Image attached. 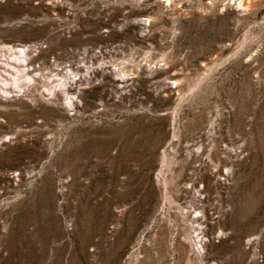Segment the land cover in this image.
Segmentation results:
<instances>
[{"label": "rangeland", "instance_id": "1", "mask_svg": "<svg viewBox=\"0 0 264 264\" xmlns=\"http://www.w3.org/2000/svg\"><path fill=\"white\" fill-rule=\"evenodd\" d=\"M20 43L41 76L0 90V264H264V0H0V87Z\"/></svg>", "mask_w": 264, "mask_h": 264}, {"label": "bare ground", "instance_id": "2", "mask_svg": "<svg viewBox=\"0 0 264 264\" xmlns=\"http://www.w3.org/2000/svg\"><path fill=\"white\" fill-rule=\"evenodd\" d=\"M242 1V0H241ZM241 3V2H240ZM26 44V43H25ZM25 44H14V45H11V48L13 49L14 48V50H12L13 51V53H12V56L10 57V58H8V61L6 62V64L11 68V70L10 71H7V73H8V78L6 79V80H4V87H0V90H1V92L3 93V94H5V95H10L11 93V91L9 90L10 88H12L13 86H14V90L16 91V90H19L20 88H19V86H20V82H19V80H18V77H17V75H19V74H24L27 78H30L31 76L33 77L34 75H35V77L37 76V75H40L41 74V72H32L33 70H36L35 69V64H33V60H32V56L30 57V55L32 54L31 52H33V50H34V48L31 50L30 48H28V47H30V46H26ZM5 45V44H4ZM28 45V44H27ZM31 45V44H30ZM31 47H34V46H31ZM36 49V48H35ZM2 50V49H1ZM35 51V50H34ZM6 55V54H5ZM33 56H34V54H33ZM4 63V62H3ZM53 64V63H52ZM35 65V66H34ZM41 65V64H40ZM44 65V64H43ZM39 67V66H38ZM40 68H41V66H40ZM46 68V67H45ZM38 69V68H37ZM43 69V68H42ZM39 70V69H38ZM45 70V69H44ZM40 71V70H39ZM45 72V71H44ZM51 73H53V72H51ZM58 74V73H57ZM43 75V74H42ZM46 76H47V74H45ZM44 75V76H45ZM21 76V75H20ZM23 76V75H22ZM24 76V77H25ZM41 76V75H40ZM52 76V75H51ZM58 76V75H57ZM23 78V77H22ZM22 78H20V79H22ZM39 78V77H38ZM51 78V77H50ZM8 79H11V81L12 80H16V84L15 85H10L11 84V81H9ZM36 79H37V77H36ZM44 79V78H43ZM46 79V78H45ZM48 79V78H47ZM52 79H53V77H52ZM63 79V78H62ZM18 80V81H17ZM28 80V79H27ZM34 80V79H33ZM38 80V79H37ZM78 80H79V78H78ZM77 80V81H78ZM22 81V80H21ZM43 81V80H42ZM41 81V82H42ZM49 81V80H48ZM52 81V80H51ZM64 81V80H63ZM45 82V81H44ZM47 82V81H46ZM37 83H38V81H37ZM36 83V84H37ZM65 83V82H64ZM71 83V82H70ZM78 84H80L79 83V81H78V83H77V85ZM44 85H45V83H44ZM47 85V84H46ZM53 85V84H52ZM70 84H68V86H69ZM77 85H75V86H69L68 88H66L67 90V94L66 95H68L69 97L67 98L68 99V101L67 102H65L63 105H64V107H67V108H72V107H77L78 106V104H76V102L78 103L79 101H78V99H81V98H78L79 97V88H77ZM43 86V85H42ZM50 86V85H49ZM66 86V85H65ZM46 87V86H45ZM52 87V86H51ZM54 87H55V84H54ZM49 88V87H48ZM53 88V87H52ZM58 88V87H57ZM57 88H56V90H57ZM64 89H65V87H64ZM51 89L49 88V89H43V90H41V91H43V92H49V94H52L51 93V91H50ZM20 91V90H19ZM23 91V90H22ZM59 93V92H58ZM62 93V92H61ZM64 93H66L65 92V90H64ZM64 93H62V94H64ZM81 94V93H80ZM17 96H18V93H17ZM60 96H62V95H60ZM53 97H54V95H53ZM49 98H50V96H49ZM66 98V97H65ZM60 99V98H59ZM64 99V98H63ZM66 99V100H67ZM49 100V99H48ZM51 100V99H50ZM48 102V101H47ZM50 102H52V101H50ZM59 102V101H58ZM64 102V101H63ZM81 102V101H80ZM61 103V102H60ZM51 104V103H50ZM55 104H57V103H55ZM81 105V104H80ZM79 105V106H80ZM62 107V106H61ZM80 108V107H79ZM73 109V108H72ZM31 112V111H30ZM33 114V113H32ZM201 115V114H200ZM13 118V117H12ZM203 118V117H202ZM198 119H199V117H198ZM197 120V119H196ZM202 120V119H201ZM5 121V120H4ZM12 121V120H11ZM198 121V120H197ZM199 123V122H198ZM200 124V123H199ZM207 126V125H206ZM202 127V126H201ZM206 128V132H208L207 131V127H205ZM212 128V127H211ZM214 130V129H213ZM193 131V130H192ZM204 132V131H203ZM213 132V131H212ZM210 133V132H209ZM196 134V133H195ZM193 135V134H192ZM200 135H202V133L200 134ZM191 137V136H190ZM198 137V136H197ZM206 137V136H205ZM6 138V137H5ZM5 138H3V139H5ZM9 138V137H8ZM200 138V137H199ZM208 138H210V137H208ZM212 138V137H211ZM210 138V139H211ZM2 139V140H3ZM7 139V138H6ZM204 136H203V138H200V139H195L194 138V140L191 142V143H189L188 141H187V145H188V148L190 149V154L191 155H199L200 157L199 158H202V160H204L205 158H204V156H205V153H207L206 151H207V147H208V145H207V147H206V144H205V142H204ZM206 139H207V137H206ZM185 140V139H184ZM217 141V140H216ZM220 141V140H219ZM6 142V141H5ZM211 142V141H210ZM209 142V143H210ZM189 143V144H188ZM212 143V142H211ZM218 144V143H217ZM183 145V144H182ZM212 145H213V143H212ZM219 146H220V144H218ZM164 146V145H163ZM183 147V146H182ZM221 148H222V146H221ZM155 149V148H154ZM210 149V148H209ZM218 149V148H217ZM187 150V149H186ZM152 151V150H151ZM155 151V150H154ZM220 151H225V150H220ZM220 151H218V152H220ZM228 150H226V152H227ZM231 151V150H230ZM229 151V152H230ZM212 152V151H211ZM228 152V153H229ZM227 153V154H228ZM187 154V153H186ZM226 154V155H227ZM230 154V153H229ZM165 155V154H164ZM207 155V154H206ZM225 155V156H226ZM215 156H217V155H215ZM230 156H231V154H230ZM166 157V156H165ZM164 157V158H165ZM206 157V156H205ZM214 157V156H213ZM227 157V156H226ZM211 158V157H210ZM221 158V157H220ZM225 158V157H224ZM228 158V157H227ZM207 159V158H206ZM205 159V160H206ZM215 159H217L218 160V158L217 157H215ZM167 160V159H166ZM210 160V159H209ZM213 160V159H212ZM187 161V160H186ZM211 161V160H210ZM219 161V160H218ZM230 161V160H229ZM205 162V161H204ZM208 163V162H207ZM211 163V162H210ZM217 163V162H216ZM226 163V162H225ZM182 164V163H181ZM183 164H185V163H183ZM200 164V163H199ZM187 165V164H186ZM203 165H205V164H203ZM209 165V164H208ZM218 165V164H217ZM216 165V166H217ZM226 165V164H225ZM224 165V166H225ZM229 165V164H228ZM227 165V166H228ZM164 166V165H163ZM200 166V165H199ZM206 166V165H205ZM204 166V167H205ZM214 166V165H213ZM219 166V165H218ZM186 167V166H185ZM204 167H203V169H204ZM208 167V166H207ZM220 167V166H219ZM222 167H223V164H222ZM230 167V166H229ZM183 168H184V166H183ZM210 168H211V166H210ZM222 169V168H221ZM226 169H228V168H226ZM196 170H198L197 168L195 169V173H194V175H193V177L191 178V179H189L190 180V182H191V187H192V189H194V190H196V191H198L200 194H202L203 192H205V191H209L211 188H218L219 186H220V184L222 183L221 181H220V179H218L219 177L218 176H220L221 174H222V171L220 170V169H218L215 173H213V175H214V177H213V179L212 180H210V178L208 177V172H202V173H200L201 171H199V172H197ZM181 171V170H180ZM184 172V171H183ZM212 172V171H211ZM175 173V172H174ZM126 174V173H125ZM181 174H184V173H181ZM180 174V175H181ZM176 176V175H175ZM223 176V175H222ZM225 176V175H224ZM181 177V176H180ZM218 177V178H217ZM226 177V176H225ZM179 180H181V179H179ZM177 182V181H176ZM114 183V182H113ZM178 183V182H177ZM189 183V182H188ZM166 184H167V182H166ZM199 184L200 185H202L203 186V188H201V189H198V186H199ZM185 186V185H184ZM186 186H189L190 187V185H186ZM201 186V187H202ZM113 187V186H112ZM186 188V187H185ZM213 190V189H212ZM177 191H179V190H177ZM176 191V192H177ZM216 191V190H215ZM219 191V190H218ZM197 192V193H198ZM192 193V192H191ZM196 193V194H197ZM217 193V192H216ZM184 194H186V193H184ZM206 194V193H205ZM178 197H179V194H178ZM181 197V196H180ZM180 200V199H179ZM192 200V199H191ZM191 202V201H190ZM193 202V201H192ZM187 203V202H186ZM188 203H189V201H188ZM187 203V204H188ZM194 203V202H193ZM181 204V203H180ZM197 204H198V202H197ZM180 206V205H179ZM190 206V205H189ZM192 206V205H191ZM194 206V205H193ZM192 206V207H193ZM202 206H203V204H202ZM185 207H188V206H185ZM199 208V207H198ZM185 209V208H184ZM191 208H189V210H190ZM202 209V208H201ZM206 209V208H205ZM205 209H203V210H205ZM186 210H188V209H186ZM198 209H195L194 210V214L192 213V215H193V218H194V222L196 221V224L198 223L199 225L200 224H202L204 221V218H205V216H206V214L205 213H202V214H200V212L199 211H197ZM213 217V216H212ZM192 218V219H193ZM207 219H208V217H207ZM203 226V225H202ZM200 228V227H199ZM196 229V228H195Z\"/></svg>", "mask_w": 264, "mask_h": 264}]
</instances>
